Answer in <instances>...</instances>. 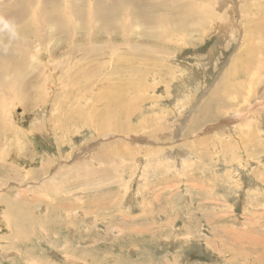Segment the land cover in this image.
Returning <instances> with one entry per match:
<instances>
[{"label":"rangeland","instance_id":"rangeland-1","mask_svg":"<svg viewBox=\"0 0 264 264\" xmlns=\"http://www.w3.org/2000/svg\"><path fill=\"white\" fill-rule=\"evenodd\" d=\"M24 1L29 0H0L1 16ZM175 1L182 7L197 5L192 0ZM82 2L83 8L96 4V0L71 4ZM97 2L103 14L130 11L129 48L121 51L127 58L135 53L142 65L156 64L146 73L150 74L145 78L147 88L136 93L134 127L101 134L80 124L54 130L51 122L48 125L40 117L49 116L51 101L35 110L25 108L2 86L17 85L14 73L0 72V97L6 99L4 107L13 127L26 137L22 143L15 134L16 139L7 138L0 148V156L6 155L7 163L20 167L23 175L19 183L18 175L5 176L0 169V180H5L0 182L5 184L0 185V196L6 192L11 198L14 195L12 201H20L32 197L34 190L43 193L46 198L36 205L38 209H23L38 218L40 227L47 222L50 232L18 238L0 220V264H264V37L255 44L263 64L258 69L259 62L254 61L252 70L257 74L247 77L238 67L225 77L232 59H241L235 55L243 43L245 21L238 10L224 14L218 8L219 15L205 25V18L201 22L202 16L196 14L189 22L199 17L198 27L191 24L187 33L173 30L172 41L165 44L160 41L165 33L162 27L133 19L134 0ZM232 2L237 8V0ZM162 12L163 7L155 14ZM74 21L79 23L75 16ZM92 21L94 27L90 24L89 29H72V23L69 30L76 34L74 39L59 24H43L42 41H34L33 51L45 48L43 59L52 65L62 58L57 69L45 73L52 76L44 79L46 98L66 82L63 74H90L85 81L89 95H79L80 103L90 105L96 99L92 91L101 95L106 78L116 79L114 62L105 66L112 60L109 55L115 56L114 45L121 42L116 36L76 49L67 43L80 44L84 35L99 34L100 21ZM6 34H0V40H6ZM29 62L34 66L36 61ZM103 99L107 104L106 96ZM98 108L108 110L101 103ZM112 114V122L120 121ZM150 118L153 121L147 122ZM38 121L40 128L35 126ZM153 126L164 127L154 128L155 133ZM101 154L105 158L98 160Z\"/></svg>","mask_w":264,"mask_h":264},{"label":"bare ground","instance_id":"bare-ground-1","mask_svg":"<svg viewBox=\"0 0 264 264\" xmlns=\"http://www.w3.org/2000/svg\"><path fill=\"white\" fill-rule=\"evenodd\" d=\"M71 1L72 0H51L50 2L47 3L46 2L43 3L42 1H38V0H29L27 3L24 1L23 4H18L16 10H12V12H7L2 15L6 19L13 21L17 25L18 34H19L18 38L16 39H10L8 37L6 40L4 39L0 40V72L14 73L13 79L14 81L16 80L18 81L16 86H14V82H7L4 84L2 83L3 84L2 86L4 89H6V91L12 92L11 95L13 96V101L16 100L17 102L22 104L25 108L32 107L35 110L37 109V107L38 108L40 107L39 105L40 103H44L42 107H45L47 106L48 102L51 101V109L49 116L44 117V114H42L40 117L43 118L46 124L48 125L50 124L49 122H51L53 126L52 128H54V130L56 129L68 130L69 126L80 124V126L86 125L88 127H91L95 133L101 134L103 131L106 130L117 132L119 130L125 131L124 129L126 128L134 127L132 125L133 123L131 122V120H132V114L136 112L135 111L136 106H134L138 98V96H136V93L138 92L137 95H139V90L142 91L145 88H147V83L145 78H147L150 74H146V73L152 70V68L156 66V64L150 63L149 65H142L144 61L140 60L139 58H136L135 53L133 57L127 58L125 53H122L121 51L123 48H129V43H128L129 39L127 38L128 28L126 24L129 21L128 14L130 11L127 13L126 11H122V10H117V11L111 10L108 12V14L106 13L103 14L102 10L99 9V6L102 4L100 2H97V0H96V4L94 3L95 6L92 3H90V7L87 8H83L85 4L83 2L80 3L78 6H75L71 4ZM134 1L136 2V10L133 7V13H134L133 19L135 21L143 20L144 22L155 24L157 26L162 27L163 30H165V33L163 40L160 41L165 44H168V42L172 41V35H174L175 33L173 30H183L182 32H184L187 30V27L190 26L191 28V24L193 25L194 23L197 25L194 27L195 28L198 27L199 17L194 19L192 22H189L191 19H193V16L196 14L202 16L200 17L201 22L205 18V21L203 23V25H205V22L208 19L212 20L214 17L219 15L218 14L219 12L216 11L218 10V8L220 9L221 12H224V14L227 12L229 13L236 12L238 10L239 13L242 15V19H244L245 21V22L243 21L244 22V28H243L244 36L242 38L243 43L241 42L242 43V45H240L241 48L239 49V52L235 55L236 58L239 59L241 58V59L233 60L231 58L232 64L230 63L227 70L225 71L224 73L225 77H227L226 74H234L235 71L238 70L237 69L238 67L240 68L239 73L244 74L245 76L248 77L249 74L251 75L255 71L252 70L253 68H255L254 61L259 62L258 66H256L258 67V69L260 65L263 66V64H261L258 58L262 55L259 51L260 48L258 46L256 47L255 44H257V39H261V37H264V0H237L238 2L237 8L234 5L236 3L234 2L233 4L232 2L235 0L232 1L231 0H192L194 1V3H197L196 6L192 4V7H182L175 0H162L159 3L155 2L154 0H149V1L134 0ZM161 7H163L164 12L155 14V12L161 9ZM98 10H101V12H99ZM140 10L142 12L141 15H139ZM74 16L77 19H79L78 24L77 21H74L73 23ZM80 16H82V18ZM94 18L100 21L101 27L100 29H98L100 30L99 34L98 33L96 35L92 34L91 36L84 35L83 39L80 40V44H78L75 40L67 41V43L70 48L76 49L79 45H81L82 47L83 45L91 44L93 40L103 41L104 39H106V41H110L113 36H116V39L121 40V42L117 44V46L114 45L116 47V50L115 48H113L115 50L113 53L115 56H113L112 54L109 55V59H112L111 62L110 60L109 62L108 60L105 62V66L107 67L113 64L114 62L113 70H115V72H113L114 73L113 75H116V79L115 80L112 79L111 81L110 77L106 78V80L101 84V87H104L103 94L98 95L100 94L98 91H92L91 95H94L96 99H95V103L92 102V104L90 105V102L89 104L88 103L83 104V102H85L83 100H81L83 102L81 103L79 102L80 99L79 95L85 97L89 95V91H91L89 87H87L85 84V81L87 80L90 74H63L62 76L64 77V80H66V82L60 83L59 88H56V90L54 91L55 94L53 93L54 95L52 97H49V99L46 98L45 97L46 93L43 94L44 92L42 91L43 85H46L45 81L47 79L49 81V79H51L52 76L50 75L51 73H49V75L45 73L50 72L52 69L53 70L57 69L60 63L62 62V58L58 59L59 63H57L56 65L55 64L52 65L50 63L45 62L47 60L46 57L45 60L43 59L42 53H44L43 50L45 48L42 49L40 47V48H36V50L34 49L33 51L34 41H42L41 30L43 24L45 23L59 24V26L63 27V29L64 28L68 29V32H70L69 34L70 39L71 37L72 39H74V37H76V34L69 30L71 29V24L73 23L72 29H77V28L89 29L90 24L92 25V27H94L93 26L94 21H92V19ZM223 28L227 29L226 25H224ZM6 35L8 36V34ZM97 50L99 53H102L101 49L98 48ZM50 51L52 52V50ZM72 51L73 50H71V52ZM49 56H53V54H50ZM31 58H34V60L36 61L33 62L34 66L30 65L29 59L31 60ZM127 61L128 63H126ZM69 70L72 71L73 69L70 68L67 71ZM67 71L65 73H67ZM257 71H255L256 74ZM255 73L253 74L254 76L256 75ZM250 81L251 79L249 80V82ZM52 84L50 83L51 86ZM50 89L51 88H49V91H51ZM105 96L108 99L107 104H105V99H103ZM1 97H0V148L2 146H5L3 145L4 142L6 143V139L10 138L11 136H12L11 139L18 136L16 141L20 139L22 143L26 142L25 135L18 128L13 127L10 120L11 117H9V113H7L4 107L7 104L6 99L5 97H2L1 99ZM44 97L46 98V100L44 99ZM250 102L248 103L250 104ZM100 103L101 106L106 105V108L108 110H106L105 112L102 110L100 111L98 108V105H100ZM107 105L110 108H108ZM111 106H115V108L112 109ZM207 107L208 106H206V108ZM58 108L59 109L61 108L64 111L63 110L58 111L59 110ZM88 109L89 111H85ZM252 110L256 111V109H252ZM204 111L207 112L208 110H204ZM110 114L114 116L117 115L120 121L112 122L111 119L113 118L109 117ZM151 120L153 121V118L146 119L147 122L148 121L151 122ZM143 121H140L139 126H141ZM39 124L41 125V123L38 121V123H35V126L40 128ZM77 127H79V125L75 126V128ZM163 127L161 128V126L160 127L153 126L152 129L153 130L154 128L155 130L158 128L163 129ZM17 129L19 130V133L17 132ZM156 132L157 131H155V133ZM15 134L17 136H15ZM20 141L18 142L19 145H21ZM113 147L115 148V146ZM107 148H109V146H107ZM21 151L22 154L25 153L23 149H21ZM107 151L110 153L111 152L118 153L117 152L118 149L117 150L112 149V151H110L109 149ZM123 152H128V151L127 149L123 148ZM103 158H105L104 154L103 155L101 154L98 160H103ZM6 159H7L6 155L3 154L0 156V169L4 171L5 176L10 174L18 175L20 177L19 178L20 180L18 179L19 180L18 182L22 183L23 175L22 176L20 175L21 174V169H19L20 167L17 168V167H13V165L11 166V164L7 163ZM11 175L9 177H11ZM4 181L5 180H0V182H4ZM0 185L3 186L5 184L2 183ZM32 193H33L31 194L32 197H29L30 194L28 193L29 195H27V198L23 197L24 199H21L20 201L19 200L12 201L14 195H12L13 197L11 198L10 194H7L6 192L5 194H1L0 196V203L2 205V210H0V220L7 227H10V229L7 230L12 231V232L10 231V234L12 236H18V238L24 239V236H41L39 234H42L43 236H49L50 234V232H48L49 228L47 227V225L49 224L47 222H46L47 224L43 223V225L40 227L38 218L33 217L32 216L33 214H31V211H28V209L27 210L26 208L23 209V207H27V208L33 207L32 209L34 210L35 208L38 209L36 205H38L41 202L43 204L44 202L43 197L46 198V196L43 195V193H39V191L36 190L32 191ZM56 206L57 205H55V207ZM48 216L49 215H47V217ZM44 219L43 221H45ZM52 221L56 223V218H53L51 222ZM44 224L46 226H44ZM30 225L32 226V228L30 227ZM38 228L39 231L37 232Z\"/></svg>","mask_w":264,"mask_h":264},{"label":"clouds","instance_id":"clouds-1","mask_svg":"<svg viewBox=\"0 0 264 264\" xmlns=\"http://www.w3.org/2000/svg\"><path fill=\"white\" fill-rule=\"evenodd\" d=\"M7 33L10 39L18 38V27L17 25L3 16H0V34Z\"/></svg>","mask_w":264,"mask_h":264}]
</instances>
